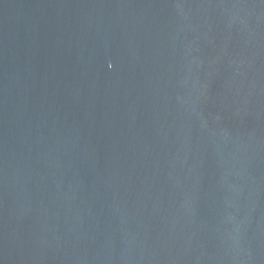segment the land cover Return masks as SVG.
I'll return each mask as SVG.
<instances>
[{
    "label": "water",
    "instance_id": "1",
    "mask_svg": "<svg viewBox=\"0 0 264 264\" xmlns=\"http://www.w3.org/2000/svg\"><path fill=\"white\" fill-rule=\"evenodd\" d=\"M0 264H264V0H0Z\"/></svg>",
    "mask_w": 264,
    "mask_h": 264
}]
</instances>
